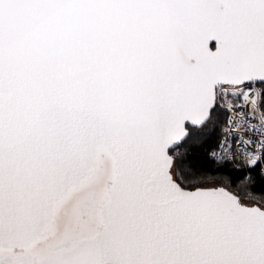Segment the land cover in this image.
<instances>
[{"label": "snow or ice", "instance_id": "obj_1", "mask_svg": "<svg viewBox=\"0 0 264 264\" xmlns=\"http://www.w3.org/2000/svg\"><path fill=\"white\" fill-rule=\"evenodd\" d=\"M256 167L264 0H0V264H264Z\"/></svg>", "mask_w": 264, "mask_h": 264}, {"label": "trees", "instance_id": "obj_2", "mask_svg": "<svg viewBox=\"0 0 264 264\" xmlns=\"http://www.w3.org/2000/svg\"><path fill=\"white\" fill-rule=\"evenodd\" d=\"M196 152V160L198 163L203 164L207 168V175L209 177L217 176V174L222 175L223 178L228 179L230 182L235 181V183H240L241 173L234 169L232 165H224L220 167L216 164H213L209 161L204 155L201 149H194ZM246 175H250L254 179L253 188L257 194L264 192V178L260 176L259 167H256L254 170L249 171L245 169Z\"/></svg>", "mask_w": 264, "mask_h": 264}]
</instances>
